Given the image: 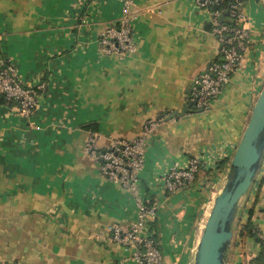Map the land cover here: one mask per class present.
<instances>
[{
    "label": "crops",
    "instance_id": "1",
    "mask_svg": "<svg viewBox=\"0 0 264 264\" xmlns=\"http://www.w3.org/2000/svg\"><path fill=\"white\" fill-rule=\"evenodd\" d=\"M135 2L136 51L104 56L98 40L116 25L119 0H0V58L25 87L45 86L28 118L0 102V263L133 264L110 227L129 228L137 199L102 177L84 146L90 133L100 149L130 141L159 118L140 173L141 195L157 206L150 234L162 264L193 263L215 189L264 83V1L244 2L250 40L229 83L206 110L184 113L194 79L217 58L210 10L196 0ZM194 156L210 167L187 187L162 192L160 175ZM263 177L264 157L236 222L244 226L251 210L264 240ZM235 236L226 264L263 252L254 238L237 244Z\"/></svg>",
    "mask_w": 264,
    "mask_h": 264
},
{
    "label": "built area",
    "instance_id": "2",
    "mask_svg": "<svg viewBox=\"0 0 264 264\" xmlns=\"http://www.w3.org/2000/svg\"><path fill=\"white\" fill-rule=\"evenodd\" d=\"M121 15L116 25L104 30L98 40L100 53L104 56L130 55L136 51L132 35V23L136 15L135 0H119ZM217 0H196L198 8L209 9ZM245 0H230L229 17L238 26L223 24L220 12L209 11L210 33L218 43L217 58L206 71L193 81L187 102L199 111L206 110L210 101L216 98L229 83L232 75L239 68L250 40L249 30L244 27L242 9ZM37 89L25 87L19 82L17 70L10 61L0 58V99L4 104H14L22 117H30L38 106ZM161 119L149 120L143 127L142 134L130 141L111 140L104 148L97 146V134L90 133L85 143V152L99 164L100 175L107 181L118 185L122 191L137 199L135 217L129 228L123 232L118 226L110 227L112 238L119 242L129 254L133 264H162V255L150 234V224L156 219L157 206L149 197L141 195L140 173L145 164L144 149L147 138L157 129ZM210 167L200 156L189 158L185 165L174 163L160 175L161 190L166 194L175 193L192 184L201 169ZM238 227L236 238H240ZM256 239L261 243L264 253V240L255 229ZM0 264H18L4 262ZM243 264H250L245 261ZM264 264V261L263 263Z\"/></svg>",
    "mask_w": 264,
    "mask_h": 264
},
{
    "label": "water",
    "instance_id": "3",
    "mask_svg": "<svg viewBox=\"0 0 264 264\" xmlns=\"http://www.w3.org/2000/svg\"><path fill=\"white\" fill-rule=\"evenodd\" d=\"M264 1V0H263ZM223 17L219 18L221 22ZM190 94V90L187 92ZM190 104L183 105V113ZM171 115L167 120L175 117ZM264 157V83L230 160L223 186L215 198L192 264H226L241 205ZM258 241V239H255Z\"/></svg>",
    "mask_w": 264,
    "mask_h": 264
},
{
    "label": "trees",
    "instance_id": "4",
    "mask_svg": "<svg viewBox=\"0 0 264 264\" xmlns=\"http://www.w3.org/2000/svg\"><path fill=\"white\" fill-rule=\"evenodd\" d=\"M229 4H230V0H217V2L209 5V10L212 12H215V11L220 12L223 17V24L236 27L238 26V23L235 21H232V19H230L229 17ZM0 102L4 103L2 99H0ZM221 167L222 165L220 163L218 165V169ZM263 180H264V177H263ZM251 216H252V211L250 210L248 212L247 223L244 226H242V229L240 230V236L242 237L247 236L249 238L256 239L255 228L253 227L251 223ZM263 261H264V253L262 252L255 259L250 260L249 263L250 264H262Z\"/></svg>",
    "mask_w": 264,
    "mask_h": 264
},
{
    "label": "rangeland",
    "instance_id": "5",
    "mask_svg": "<svg viewBox=\"0 0 264 264\" xmlns=\"http://www.w3.org/2000/svg\"><path fill=\"white\" fill-rule=\"evenodd\" d=\"M221 187H222V185L219 186V187H217V189H215V191H217V192L219 193ZM261 205H262V204H261ZM258 209L260 210V209H261V206H258ZM238 227H239V224H238V222H236V223H235V227H234V234H235L236 231H238V230H237ZM241 238H242V236H241L240 238L235 239V243L240 244V243H241ZM253 259H255V258H252V259H250V260H253Z\"/></svg>",
    "mask_w": 264,
    "mask_h": 264
},
{
    "label": "bare ground",
    "instance_id": "6",
    "mask_svg": "<svg viewBox=\"0 0 264 264\" xmlns=\"http://www.w3.org/2000/svg\"><path fill=\"white\" fill-rule=\"evenodd\" d=\"M203 233V232H202Z\"/></svg>",
    "mask_w": 264,
    "mask_h": 264
}]
</instances>
